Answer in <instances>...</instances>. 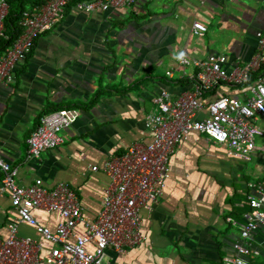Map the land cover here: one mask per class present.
<instances>
[{"label":"crops","instance_id":"1","mask_svg":"<svg viewBox=\"0 0 264 264\" xmlns=\"http://www.w3.org/2000/svg\"><path fill=\"white\" fill-rule=\"evenodd\" d=\"M193 23L207 28L203 38L192 34ZM258 32H264V0H137L132 7L105 13L67 7L16 67L13 82L0 84L1 156L17 170L15 182L26 186L39 179L48 188L67 183L83 217L93 220L108 179L92 167L100 168L132 145L148 144L144 119L155 111V98L191 89L196 70L180 66V54L190 61L223 55L228 67H242L256 52ZM56 105L73 111L76 120L60 133L59 147L29 159V133L38 117ZM256 141L258 152L249 161L256 172L249 173L225 147L191 133L171 156L162 198L142 211L145 243L122 254L107 249L105 262L220 264L232 255L249 210L247 184L264 176V135ZM34 214L51 231L60 222L56 215ZM13 217L8 199L0 198L2 239ZM19 232L38 239L30 227L21 226ZM251 242L248 264H264V231ZM44 244L46 250L52 247Z\"/></svg>","mask_w":264,"mask_h":264},{"label":"built area","instance_id":"2","mask_svg":"<svg viewBox=\"0 0 264 264\" xmlns=\"http://www.w3.org/2000/svg\"><path fill=\"white\" fill-rule=\"evenodd\" d=\"M70 1L45 0L22 13L20 35L0 55L1 85L13 82L16 67L24 62L36 40L62 19ZM136 1L91 0L77 3L73 9L105 13L132 7ZM8 2L0 0V39L4 38ZM206 31L203 24H192L191 32L196 38H203ZM256 40L255 54L242 67H228L223 55L190 61L180 54L179 65L196 70L190 80L191 89L177 97L162 92L155 98V111L144 119L150 134L148 144L132 145L122 155L107 159L100 168L92 167V171H100L108 179L93 220L83 217L78 197L67 183L48 188L36 179L26 186L18 185L17 170L1 156L0 140V198L8 199L14 214L6 225V237H0V264H108L107 249L122 254L145 243L142 211H149L162 198L171 156L191 133L225 147L230 158L249 162L258 152L256 140L264 135L255 124L264 117V32L256 33ZM260 71L263 72L258 74ZM166 75L171 77L170 72ZM253 75L256 77L251 80ZM248 83L239 96L220 95L224 88ZM76 117L67 109L42 116L26 140L27 157L37 160L43 152L59 147L63 143L60 133ZM247 188L249 210L239 238L231 245L233 254L220 264H248L252 237L264 231V176L256 183H248ZM35 212L56 215L60 222L51 231L39 223ZM21 226L32 228L38 239L21 235ZM44 243L52 247L46 250Z\"/></svg>","mask_w":264,"mask_h":264},{"label":"trees","instance_id":"3","mask_svg":"<svg viewBox=\"0 0 264 264\" xmlns=\"http://www.w3.org/2000/svg\"><path fill=\"white\" fill-rule=\"evenodd\" d=\"M45 0H9L8 5V14L4 20V38L0 39V55L8 48L11 43L20 35L21 28L19 27V21L21 19L22 13L26 9L27 5L31 4V7H38L42 4H44ZM82 2V0H71L70 3L67 5V7H74L77 3ZM31 54V52L27 55L26 58ZM263 71L258 72L260 74ZM256 75L252 76L251 80H254ZM251 83V82H250ZM250 83L242 86H233L224 88L225 90H244V88L248 87ZM229 95L230 93H221L220 95ZM240 93L235 92L233 94H230V96H238ZM92 105V102L89 106ZM71 107V106H70ZM68 108V107H67ZM62 108L59 106H54L52 109H50L49 112H55L59 111ZM66 109V108H65ZM46 115L44 113L43 115H40L38 119H40L42 116Z\"/></svg>","mask_w":264,"mask_h":264},{"label":"rangeland","instance_id":"4","mask_svg":"<svg viewBox=\"0 0 264 264\" xmlns=\"http://www.w3.org/2000/svg\"><path fill=\"white\" fill-rule=\"evenodd\" d=\"M258 125V126H257ZM257 127L258 128H263L264 129V118L263 117H260L259 119H258V121H257ZM258 140V139H257ZM256 143H257V141H256ZM219 146V145H218ZM243 162V161H242ZM244 167H245V171H249V173L250 172H253V171H255L256 172V168H255V164H254V162H244ZM48 246L47 245H45V249L47 248Z\"/></svg>","mask_w":264,"mask_h":264}]
</instances>
